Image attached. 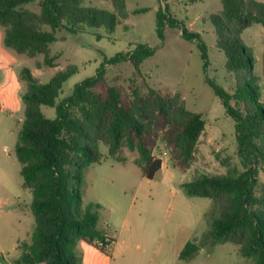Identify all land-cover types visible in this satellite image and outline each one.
I'll return each instance as SVG.
<instances>
[{"label": "trees", "instance_id": "16d2710c", "mask_svg": "<svg viewBox=\"0 0 264 264\" xmlns=\"http://www.w3.org/2000/svg\"><path fill=\"white\" fill-rule=\"evenodd\" d=\"M84 2L0 0L3 44L28 57L42 54V64L52 67L54 58L49 56V46L56 40V31L78 33L84 27H104L112 32L118 17H127L125 0H110L113 11L87 7ZM34 3L39 6L38 14L25 8ZM221 4L219 14L209 17L216 47L226 59L228 72L247 73L233 93L208 77L210 62L205 43L198 33L186 28L184 20L174 18L167 6L156 12V34L164 40V29L175 28L184 40L198 42L205 81L221 101L225 115L234 122L239 168L233 167L224 175L201 176L183 183L182 188L189 197L213 201L217 217L211 221L209 235L214 241L232 243L251 264H264V186L259 189L258 184L259 172L264 170V104L259 78L253 73L254 58L240 41L244 30L252 25L264 27V2L221 0ZM153 55V48L138 44L127 52L104 58L93 76L76 84L72 93L59 101L63 84L77 72L75 66L58 71L47 84L38 83L29 69L22 70L29 93L22 97L24 119L15 155L20 163L22 187L32 196L35 229L30 242L18 245L21 255L17 264H80L76 251L80 241L102 253L109 252L113 237L97 227V212L83 203V171L102 161L100 144L108 147L111 157L125 146L137 152L135 163L142 176L153 179L162 161L151 154L149 114L171 127L164 141L177 151L178 158L184 163L192 159L206 124L200 113L186 110L177 103L179 100L151 88L143 95L135 82L130 84L129 103L122 89L110 86L105 79L107 66L129 63L139 72L143 61ZM41 106L53 108L55 117L47 118ZM174 114L179 123L172 121ZM195 250L196 246L188 242L179 258L186 260Z\"/></svg>", "mask_w": 264, "mask_h": 264}, {"label": "rangeland", "instance_id": "374dc122", "mask_svg": "<svg viewBox=\"0 0 264 264\" xmlns=\"http://www.w3.org/2000/svg\"><path fill=\"white\" fill-rule=\"evenodd\" d=\"M84 5L114 10L110 0H85ZM166 6L174 18L184 20L186 28L198 33L205 43L210 62L208 77L233 93L247 73L228 72L226 59L216 47L209 17L222 10L221 0H125L127 17L119 16L112 32L104 27H84L78 33L56 31V40L49 46V56L54 58L52 67L42 64V54L28 57L7 48L3 44L4 29L0 27V197L4 200L21 205L32 201L30 191L22 187L20 163L15 155L24 119L22 97L29 93L21 76L25 68L38 83L47 84L58 71L75 66L77 72L63 84L59 101L69 96L76 84L93 76L104 58L127 52L138 44L148 45L154 49V55L143 61L139 72L129 63L107 66V83L121 88L129 103L131 82L140 87L143 95H147L149 88L157 90L179 100L177 103H182L186 110L200 113L205 120L193 157L184 163L164 141L171 127L159 122L155 114H149L151 154L162 161L159 173L151 180L143 177L136 165V151L122 146L111 157L108 147L99 145L102 161L83 171L81 194L84 205L97 212V227L113 237L114 242L111 251L102 253L80 241L76 246L80 264L252 263L240 255L236 245L219 243L210 237L211 221L217 217L213 201L189 197L182 188L183 183L201 176L224 175L233 167L239 168V162L234 122L225 115L221 101L205 81L198 42L184 40L175 28L164 29V40L156 34V12ZM25 8L39 12L37 3ZM43 29L50 31L48 27ZM240 41L254 58L253 73L259 78L264 104V27L252 25L244 30ZM41 111L47 118L55 117L53 108L41 106ZM172 121L179 123L177 114ZM169 135L173 138L172 132ZM258 184L259 189L264 186V170L259 172ZM188 242L196 250L190 258L181 260L179 255ZM0 264L11 261L1 260Z\"/></svg>", "mask_w": 264, "mask_h": 264}, {"label": "crops", "instance_id": "0c3cea01", "mask_svg": "<svg viewBox=\"0 0 264 264\" xmlns=\"http://www.w3.org/2000/svg\"><path fill=\"white\" fill-rule=\"evenodd\" d=\"M31 202L21 205L0 197V263L2 260L5 263L11 261V264H17L21 255L18 245L30 242L35 229ZM7 221L10 222L6 224ZM109 250H112V244ZM9 255L13 257L7 258Z\"/></svg>", "mask_w": 264, "mask_h": 264}]
</instances>
